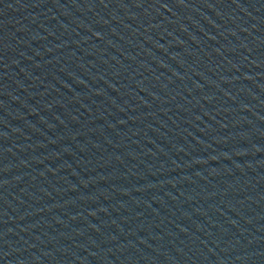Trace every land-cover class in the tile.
I'll return each mask as SVG.
<instances>
[{"label": "water", "instance_id": "obj_1", "mask_svg": "<svg viewBox=\"0 0 264 264\" xmlns=\"http://www.w3.org/2000/svg\"><path fill=\"white\" fill-rule=\"evenodd\" d=\"M0 264H264V0H0Z\"/></svg>", "mask_w": 264, "mask_h": 264}]
</instances>
